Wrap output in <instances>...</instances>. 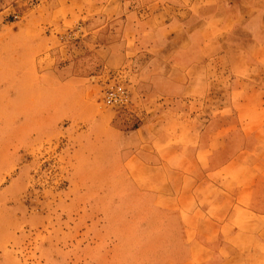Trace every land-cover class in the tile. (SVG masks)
Instances as JSON below:
<instances>
[{"label": "crops", "instance_id": "1", "mask_svg": "<svg viewBox=\"0 0 264 264\" xmlns=\"http://www.w3.org/2000/svg\"><path fill=\"white\" fill-rule=\"evenodd\" d=\"M3 1L0 134L33 149L90 119L113 180L177 222L171 264H264V0H37L19 20L26 0ZM70 33L146 88L137 126L85 109L90 78L56 68Z\"/></svg>", "mask_w": 264, "mask_h": 264}, {"label": "rangeland", "instance_id": "2", "mask_svg": "<svg viewBox=\"0 0 264 264\" xmlns=\"http://www.w3.org/2000/svg\"><path fill=\"white\" fill-rule=\"evenodd\" d=\"M24 2L14 20L37 0ZM92 40L68 34L70 58L56 68L90 78L86 110L113 111L124 127L137 126L131 116L146 88L132 86L127 70H104ZM110 95L120 102L109 104ZM89 120L61 125L65 134L53 130L33 149L31 132L0 134V264H171L177 248L162 243L177 222L153 212L121 175L113 180L120 171L109 165L106 143L93 145Z\"/></svg>", "mask_w": 264, "mask_h": 264}, {"label": "built area", "instance_id": "3", "mask_svg": "<svg viewBox=\"0 0 264 264\" xmlns=\"http://www.w3.org/2000/svg\"><path fill=\"white\" fill-rule=\"evenodd\" d=\"M109 104L116 105L118 102H120V99H117L115 95H110L108 98Z\"/></svg>", "mask_w": 264, "mask_h": 264}]
</instances>
